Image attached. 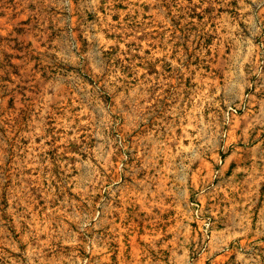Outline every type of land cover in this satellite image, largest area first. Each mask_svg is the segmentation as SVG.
<instances>
[{"label":"rangeland","instance_id":"obj_1","mask_svg":"<svg viewBox=\"0 0 264 264\" xmlns=\"http://www.w3.org/2000/svg\"><path fill=\"white\" fill-rule=\"evenodd\" d=\"M0 264H264V0H0Z\"/></svg>","mask_w":264,"mask_h":264}]
</instances>
